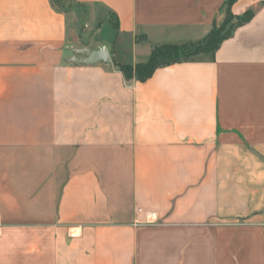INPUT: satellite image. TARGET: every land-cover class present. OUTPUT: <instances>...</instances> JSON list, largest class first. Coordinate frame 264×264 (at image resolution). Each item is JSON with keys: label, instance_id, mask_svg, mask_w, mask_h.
Listing matches in <instances>:
<instances>
[{"label": "crops", "instance_id": "crops-1", "mask_svg": "<svg viewBox=\"0 0 264 264\" xmlns=\"http://www.w3.org/2000/svg\"><path fill=\"white\" fill-rule=\"evenodd\" d=\"M227 1L0 0V264H264V0ZM229 7L212 56L116 65Z\"/></svg>", "mask_w": 264, "mask_h": 264}, {"label": "trees", "instance_id": "trees-1", "mask_svg": "<svg viewBox=\"0 0 264 264\" xmlns=\"http://www.w3.org/2000/svg\"><path fill=\"white\" fill-rule=\"evenodd\" d=\"M52 1L61 8L63 7L62 1L67 2V0ZM227 2L228 6H231L234 0H228ZM251 16L252 12L246 11L240 16L238 24L249 20ZM233 17L229 7L223 23L219 26L213 25L202 40L161 44L153 47L150 55L143 62H138L134 65L127 63H117L116 65L127 79L134 78L138 81H145L158 67L212 56L220 43L232 34L235 26L226 30L225 25L233 19Z\"/></svg>", "mask_w": 264, "mask_h": 264}, {"label": "water", "instance_id": "water-1", "mask_svg": "<svg viewBox=\"0 0 264 264\" xmlns=\"http://www.w3.org/2000/svg\"><path fill=\"white\" fill-rule=\"evenodd\" d=\"M73 55L67 60L68 63L73 65H92L96 63L108 64L110 61L109 52L104 47H97L90 50L87 47L73 48Z\"/></svg>", "mask_w": 264, "mask_h": 264}, {"label": "rangeland", "instance_id": "rangeland-1", "mask_svg": "<svg viewBox=\"0 0 264 264\" xmlns=\"http://www.w3.org/2000/svg\"><path fill=\"white\" fill-rule=\"evenodd\" d=\"M235 1V0H234ZM62 5L64 8H71L73 5L72 3H69V2H66V1H62ZM96 10L98 11V17L99 19H103V10L99 9V7L96 8ZM246 11H251V10H246ZM245 11V12H246ZM245 12H243L242 14L240 15H237V14H233V19H231L226 25H225V28L226 30H228L229 28H232L236 25H239V21H240V16L243 15ZM111 18V17H110ZM111 20H113V18H111ZM110 21H108L107 23H104V26L101 28V32L97 34V36L100 35V37H102V39H106V40H109L111 38H114L115 37V26L114 24ZM207 35V34H206ZM205 35V36H206ZM204 36V37H205ZM204 37H202L201 39L199 40H202ZM199 40H195V41H199ZM88 40L85 39V40H82V42H87ZM119 48L122 46V49H123V45L122 44H118L117 45Z\"/></svg>", "mask_w": 264, "mask_h": 264}]
</instances>
